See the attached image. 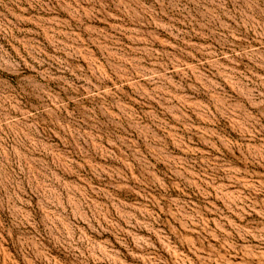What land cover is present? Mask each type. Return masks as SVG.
I'll use <instances>...</instances> for the list:
<instances>
[{"label": "rangeland", "instance_id": "rangeland-1", "mask_svg": "<svg viewBox=\"0 0 264 264\" xmlns=\"http://www.w3.org/2000/svg\"><path fill=\"white\" fill-rule=\"evenodd\" d=\"M0 264H264V0H0Z\"/></svg>", "mask_w": 264, "mask_h": 264}]
</instances>
